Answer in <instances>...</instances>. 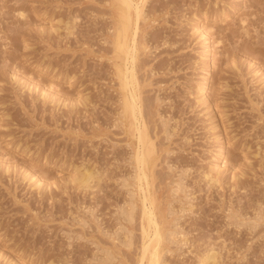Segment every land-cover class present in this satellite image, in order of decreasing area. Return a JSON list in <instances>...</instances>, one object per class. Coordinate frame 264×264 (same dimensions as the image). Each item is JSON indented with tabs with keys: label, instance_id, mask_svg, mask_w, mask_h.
<instances>
[{
	"label": "rangeland",
	"instance_id": "1",
	"mask_svg": "<svg viewBox=\"0 0 264 264\" xmlns=\"http://www.w3.org/2000/svg\"><path fill=\"white\" fill-rule=\"evenodd\" d=\"M146 1L134 65L160 264H264V0ZM118 20L117 0H0V264L140 262Z\"/></svg>",
	"mask_w": 264,
	"mask_h": 264
},
{
	"label": "bare ground",
	"instance_id": "2",
	"mask_svg": "<svg viewBox=\"0 0 264 264\" xmlns=\"http://www.w3.org/2000/svg\"><path fill=\"white\" fill-rule=\"evenodd\" d=\"M117 1H118V7H119V20L118 21L120 23H119L118 28H117L115 46H116V49L120 53L124 54V62H125V64L123 66L118 67L117 72L119 73V77L121 80L123 90L126 91V92L124 91L126 93V97H125L123 110H125L128 114L133 115V117L137 121V125H136L137 128L135 127V129H137L138 134L136 137L137 142L136 141L135 142L139 145H138V149L136 147V149H137L136 158L134 160H136V162H135L137 165L136 168L138 169V173H137L138 175L137 176H138L139 181L137 180V182H139L138 184L140 186L141 191L143 192L142 193L143 197L142 196L141 197L143 199L142 201H143L144 206L142 205L141 207H144V220L146 222L143 226L144 242H143V245H141V246H143V248H142V253L140 252L141 257H140L139 264H160L161 258L164 256L161 254V246H162V242L164 240V233L162 231V228H161V225L159 223L158 216L156 213L155 200H154V198L150 192V180H149L150 175L148 173V169L150 167V163L152 160L151 155H152V152H154L153 151L154 149H153V143L151 142V139L149 137L147 129L145 128V126L144 127L142 126L143 119H141V116L139 114V113H141V112H139L140 108H141V106H140L141 105L140 104L141 96L139 97V95L137 93V91H138L137 90L138 89L137 80L138 79L136 77L135 65H134L136 60H137V49H138L137 48V46H138L137 34H138V30H139V20H140V17L142 15L143 6H144L146 0H141V1H139V0H117ZM146 3H147V1H146ZM198 30L201 31V33H202V34L200 33L201 36L202 35L208 36V32L205 29L198 28ZM119 52H117V53H119ZM114 53L116 54V51ZM212 65H213V62L211 61L210 67H212ZM116 77H117V74H116ZM204 86H203V88H204ZM120 87H121V85H120ZM123 98H124V96H123ZM125 116H126V113H125ZM121 125H122V123H121ZM130 127H131V125H130ZM222 151H223V146L220 147L219 152L222 153ZM158 159L159 158H157V160ZM153 169H155V168H153ZM86 171H88V170L86 169ZM155 172H156V169H155ZM85 173H86V175L84 177H82V181L88 180L92 176L91 172H85ZM41 179H43V178H41ZM79 179H81V178H79ZM41 182L39 184H41ZM80 184H82V183H80ZM135 189H137V188H135ZM131 193H133V192H131ZM142 201H141V203H142ZM141 213H143V211ZM125 217L129 218L130 216L128 214L127 216L125 215ZM161 255H162V257H161ZM139 256H140V254H139ZM204 259H206V258H204ZM206 261H207V259H206Z\"/></svg>",
	"mask_w": 264,
	"mask_h": 264
}]
</instances>
